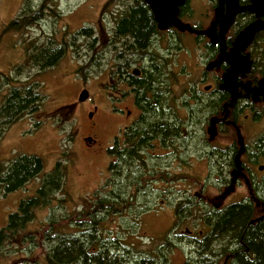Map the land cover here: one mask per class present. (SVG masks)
<instances>
[{
    "label": "rangeland",
    "instance_id": "rangeland-1",
    "mask_svg": "<svg viewBox=\"0 0 264 264\" xmlns=\"http://www.w3.org/2000/svg\"><path fill=\"white\" fill-rule=\"evenodd\" d=\"M24 1L0 0V72L14 74L18 65H25L29 55L27 54L28 50L31 51L33 43L41 46L49 40H55V44H64L67 41L70 45L68 44V52L56 66L43 72H39L36 67L26 68L18 78L22 81L29 78L30 81L35 80L39 83L44 100L40 113L25 115L10 125L0 136V164L6 165L21 155H38L44 161V170L36 179L24 187L6 194L0 192V229L7 224L10 214L18 211L22 200L37 194L42 178L55 169L58 161L68 162L65 189L56 194V197L53 198L54 201L47 202L42 207L35 209L34 217L36 218L30 222L32 228L44 226L50 217L73 216L83 210L84 207L89 206L87 202H90L97 191L106 193L105 186L110 176L111 155L109 149L112 147L113 141L111 137L116 133V126L124 123L123 118L114 117L109 113L112 112L110 110L111 104L116 102L114 93L118 94L120 91L115 89L114 80L116 77L113 76L115 71L119 70L116 63L118 61H114L115 52L119 49H115L113 44L120 46L123 40L110 42L108 39L110 32L115 33L114 26L117 25L116 8L122 6V8L128 9L134 0H47L43 20L20 34L5 32L6 25L22 13ZM40 1L33 0L32 6L38 8ZM107 2H110V5L104 12ZM208 3L209 0H199L195 3L194 21L204 29L212 31L210 29L211 21L215 19L216 15L211 5L208 11ZM121 12L119 16H121ZM100 22L101 28H106L105 32H102L101 28L98 27ZM85 26L95 28L97 40H90L86 37L75 40L72 38V34ZM232 33H234V29ZM182 35L189 44L193 43L194 34L185 33ZM190 49L195 54L193 59L179 56L182 58L177 60L175 54L173 64L177 63L175 69L180 70L181 64L187 61L188 65L182 69V72H185L193 69L195 63L199 62V65H196L194 75L189 76V78L197 79L206 66V63H202L206 56L202 50L195 52L192 45ZM139 57L138 64L141 62L144 64L143 56L139 55ZM174 59L168 61L167 71L169 70V72L173 69L169 63ZM0 80H2V76H0ZM188 82L190 83L191 80ZM8 87L10 86L8 85ZM118 87L123 89L122 93H126L120 84ZM84 89L88 90L89 95L86 100L82 101L80 95ZM7 92L8 88L0 91V105ZM126 103L130 104V99ZM95 105L98 107V111L93 110ZM91 113L99 124L98 128H92ZM37 120L42 122L39 127L35 124ZM247 131H245V137L249 142L250 138L251 140L255 138L256 131ZM88 135L98 139L94 150L88 147V143L84 139ZM233 138H235V131L232 129L227 133L217 134L213 138L212 146L222 147L225 142ZM203 143L199 142V147ZM195 145L196 143L192 144L191 151L188 150L182 154L184 160L172 158L170 155H166L164 158L159 157L157 160L156 155L153 154H162V149H156L147 154L146 159L149 165L158 163L178 174L180 178L186 177L165 183V193H161V198L164 199L162 197L164 194L166 205L159 204L156 200L158 185L154 190L149 191L150 198L147 197L149 200L146 196L134 197L135 208L128 214L116 217V223L109 225L113 234L121 236L133 246V249L137 248L138 251L162 244L164 243L163 240L168 238L175 246L168 251L167 264H193L198 258L195 247L188 243L187 239L185 242L181 240H184L185 237L176 238V234L181 235L186 232V229L193 232L195 227L192 234L197 235H201L199 232L206 229L205 224L200 221V217H197L200 214V208L196 205L197 193H201L210 207L219 203L220 206H225L232 197H235L219 199V196L224 194L225 188L207 189L202 193L201 189L195 186V180H207L206 166L198 160L201 155L195 152ZM186 148L187 146L184 145L182 151L185 152ZM235 192L239 194L237 197L248 193L246 189L241 187L236 188ZM62 199H66V201L61 203L59 200ZM171 203H178L179 206L186 205V203L193 205L194 216L176 224L177 219ZM159 205H161L160 209ZM167 214L169 216L165 219ZM176 225L178 228L172 231ZM153 239L155 240L153 241ZM153 249L158 250L156 247ZM162 249L160 251L164 254L166 248ZM134 253L136 254V252ZM224 254H217L210 262L223 264L221 256ZM134 257L139 260L142 256L136 254ZM0 264L18 263H7L0 259Z\"/></svg>",
    "mask_w": 264,
    "mask_h": 264
},
{
    "label": "trees",
    "instance_id": "trees-1",
    "mask_svg": "<svg viewBox=\"0 0 264 264\" xmlns=\"http://www.w3.org/2000/svg\"><path fill=\"white\" fill-rule=\"evenodd\" d=\"M32 1H24L22 13L6 25L5 32L20 34L39 22L47 7V0H41L38 8L32 6ZM109 3H106L104 12L108 9ZM253 17L249 12L238 17L234 33H231L227 40L229 42L234 40L236 34L250 23ZM114 28L120 34H128L136 39L123 40L122 44L126 48H132L133 53L149 56L148 65L144 67L142 77L131 76L138 87L137 98L143 106L144 114L132 130V136L126 138L129 145L124 148L116 171L113 163L109 164L110 176L105 186L106 193L97 191L90 202H87L89 206L73 216L50 217L44 226L32 228L30 222L36 218L34 217L35 209L54 201L56 194L65 189L68 162L58 161L55 169L42 178L37 194L22 200L18 211L11 213L7 224L0 229V259L3 262L18 264L168 263V251L175 246L168 238L163 240L162 244L138 251L137 248L133 249V246L121 236L113 234L109 228V225L116 223V217L128 214L135 208L134 197L150 198L149 191L154 190L159 181L168 183L186 177L180 178L178 174L169 169L162 170L153 167L147 163L146 159L145 150L154 151L159 139L172 143L173 136H182L178 123L170 122L167 118L171 115V110L168 108L169 113L163 111L167 108L165 99H168L164 92H171L173 83L169 77L172 73L167 71L169 60H165L164 64L160 63L158 55L155 54L157 51H153V57H151L152 54L150 55L151 43L154 42L151 39L160 32L154 15L145 6L143 0H135L128 9L122 8L120 19ZM92 30L91 27H82L72 34V38L75 40L82 36L91 37ZM105 30V27L101 28L102 32ZM109 41L112 42V40ZM66 42L58 45L55 44V40H49L41 46L33 43L31 51L26 52L29 55L25 65H18L14 74L0 72L2 74L0 75L2 76L0 91L8 88L0 105V136L10 125L25 115L40 113L44 100L40 84L35 80L30 81L29 78L25 81L18 80V78L26 68L36 67L39 72H43L56 66L65 54L66 47L63 45ZM252 55L254 59L252 68L256 67V59L264 67V31L256 36ZM121 63L123 67L127 65L125 60ZM69 108L72 109L71 106ZM40 121L35 122L37 127L41 125ZM182 141H184L183 138ZM261 142L264 143V135ZM186 145L188 146V142ZM109 152L112 155V149H109ZM183 153L186 152L183 150L181 154ZM165 156L160 154L159 157L164 158ZM180 160H184L182 155ZM43 170L44 161L38 155H21L6 165L0 164V192L6 194L24 187L36 179ZM143 191L144 194H142ZM59 201L63 203L66 199ZM180 208H184L185 211L181 213ZM240 208L234 205L224 210L225 212L217 214L210 234L197 238L194 247L198 263L208 264L214 256L221 253L216 252L217 250H226L233 245L237 248L234 252H222L225 253L221 256L223 262L233 260L236 264H264V220L256 225H250L248 212ZM194 211L188 203L183 206L178 204L176 223L180 216L190 219L194 216ZM197 217H200V221L203 222L201 212ZM162 248H166L164 254L160 251ZM246 248L249 254H244L246 260L243 261ZM134 252L142 257L136 260Z\"/></svg>",
    "mask_w": 264,
    "mask_h": 264
},
{
    "label": "flooded vegetation",
    "instance_id": "flooded-vegetation-1",
    "mask_svg": "<svg viewBox=\"0 0 264 264\" xmlns=\"http://www.w3.org/2000/svg\"><path fill=\"white\" fill-rule=\"evenodd\" d=\"M198 1L199 0H177L175 17L184 23L190 24L193 28L206 30V28L204 29L194 21L195 3ZM143 2L152 12L150 4L146 0H143ZM219 2L220 0H209L208 11L211 5L215 13ZM250 3L251 0H239V4L241 6L248 5ZM120 11H122V6H118L116 8L115 15L117 22L120 19ZM226 11L227 3L224 1V12ZM246 13L247 12L237 14L233 25L226 34L225 44L227 46V50L233 46L234 40L229 42L227 39L234 29L238 17ZM252 16L254 15L252 14ZM43 19L44 17H42L39 21ZM254 19L255 16L251 21ZM213 21H211L212 26L210 28L212 31L216 27ZM101 25L102 24L100 22L98 27L101 28ZM85 27H91L93 29L91 31V37L86 36V38H90V40H97V36H95V28L92 26ZM159 30L160 32L151 39L154 40V42L151 43L150 55L153 51H157L155 54L158 55L160 63L164 64L165 60L174 59L175 54L177 56V60L182 58L179 56H185L187 57L186 59H193L195 54H193V51L190 49L192 45L195 48V52L200 50L203 51L206 59H203L204 61L202 63H206V66L203 69L201 76L197 79H193L189 78V76L194 75L196 65H199V62L195 63L193 69L185 72H182V69L188 65L187 61H184L181 64L180 70L175 69V67H177V63L173 64L175 59L172 61V64L170 63L169 66L173 67L171 70L173 77L171 74L169 77L173 82L172 86L174 85V88L171 87L172 92H164V95H167L168 99H165L167 108L163 109V111L169 113L170 111L168 108L171 110V115L169 114L170 116H167V118L170 122L178 123V128L179 131L182 132V136H173L172 143L159 139L155 150L162 149L163 153L161 155H170L172 158H178L180 160L182 148L184 145L187 146V141L188 146L185 149V152L192 149V144L196 143L195 152L201 155L198 160L206 166L207 180L202 181L197 179L195 180V186L199 187L202 193H204L207 189L225 188L224 194L220 195L219 199H225L226 197L231 198V196H235L231 199L229 198L230 200L225 206H220L219 203L210 207L207 204V200H205L201 193L196 194V197L198 198L196 205L199 206L200 212L203 215V223L205 224L206 229L205 231L203 230L199 232L201 235L192 234L195 231V227L193 228V232L192 230L186 229V232H183L181 235L176 234V238L185 237L184 240H181L183 242L188 240V243H191L194 246L197 242V238L210 234L211 228L214 225V218H216L217 214L225 212L224 210L231 206H240V209L247 211L249 218L248 223L250 225H256L261 220H264V143L261 142V138L264 135V67H262L259 60L256 59L255 69L251 67L245 76L241 75L238 77L239 95L232 106L226 107L232 99V94L229 91L223 90L221 85L224 82L223 75L229 67V64L224 61L219 67L207 69V65L212 61H216L219 57L221 49L220 42L213 44L206 34L189 33L188 31L181 32L174 25L168 27L167 29ZM110 33V38L108 40H136L128 34H120L117 32L116 28L115 33ZM185 33L194 34L195 37L194 40H192L193 43L189 44L186 41L185 37H183L184 35H182ZM66 44V46L63 45L66 47L65 54L69 50L67 47L69 43L66 42ZM127 46H129V44ZM113 47H115V49H119L114 55V61H118L116 63L119 70L115 71V75L113 76L116 77L114 80L116 86L115 89L120 91L118 94L114 93V100L116 99V102L111 104L110 110L112 112L109 113L114 117L124 119V123L116 126V133L111 137V140L113 141L112 147L110 148L112 149L110 162L113 163L114 170L116 171L121 161V154L124 153V148L129 145L126 138L127 136L128 138L132 136V130L136 124L139 123L144 114L143 106L137 98L136 91L138 87L134 84L131 76H136L138 78L142 77L144 73L143 69L148 65L149 56L144 55L142 57L144 64L141 62L139 65L137 61L140 59L139 54L135 52L133 53L134 50L132 51V48H126L122 43L120 46H118V44H113ZM247 52L253 60V66V43L245 52H243V54L245 55ZM153 56L154 55L152 54L151 57ZM122 60L127 61V65L124 67L121 63ZM189 80H191L190 83L188 82ZM119 84L122 88H124V90H126V93H122L123 89L118 87ZM129 99L130 104L126 103ZM93 110L98 111V107L95 105ZM227 112H229V115L228 117H225ZM91 119H93L92 128H98L99 124L95 120L94 116H92ZM212 121H214V123H212ZM237 127L240 129L242 134L243 151H241L242 146L240 145L237 135ZM231 129L235 131V138L225 142L222 147L212 146L213 138H215L217 134L227 133ZM247 130H249V132L256 131L254 135L255 138L252 140L250 138L251 141L249 140V142L245 137V131ZM181 137L184 141H182ZM84 139H86L88 147H91L94 150V146L96 145L98 139L94 138L92 135H88ZM199 142L204 143L199 147ZM151 152L152 151L150 149L145 150L146 154H150ZM155 155L158 160L160 153H155ZM151 165L162 170L167 169V167L160 166L158 163L156 165L152 163ZM158 185L159 187L157 189L158 193L156 195V200L162 205H166L165 195L163 194L162 196L164 199L161 198V193H165V183L163 181H159ZM240 187L247 190V195L237 197L239 194L235 192V189ZM206 199L208 198L206 197ZM171 204L173 205V210L177 219L176 206L178 203ZM184 211V208H180L181 213ZM168 216L169 215L167 214L165 219H167ZM184 219V216H180L179 221L176 224H179ZM176 228H178L177 225L172 228V231ZM183 242L180 243L183 244ZM235 249L237 248L231 245L226 250H217L216 252L232 253ZM247 253L249 254L248 248H246V251L243 253V261L246 260V256L244 254ZM162 263L164 264V262ZM213 263L216 264L215 262ZM193 264L200 263L195 261ZM208 264L212 263L209 262ZM223 264L236 263L232 260L227 262L225 261Z\"/></svg>",
    "mask_w": 264,
    "mask_h": 264
},
{
    "label": "water",
    "instance_id": "water-1",
    "mask_svg": "<svg viewBox=\"0 0 264 264\" xmlns=\"http://www.w3.org/2000/svg\"><path fill=\"white\" fill-rule=\"evenodd\" d=\"M154 13L159 29H167L174 25L179 31H188L189 33L206 34L213 44L220 42L221 49L216 61L207 65V69L219 67L222 62H227L229 67L223 75L224 82L221 85L223 90L232 94V99L227 106H232L238 97V77L245 76L251 69L253 60L247 52H243L253 43L256 34L264 31V0H251L248 5L241 6L239 0H220L215 10V29L213 31L200 30L193 28L190 24L179 20L176 15L177 0H146ZM224 1L227 3V11L224 12ZM249 12L255 16V19L242 28L234 38L233 46L227 50L225 37L239 13ZM218 27V28H217ZM136 71V70H135ZM89 92L84 89L80 95V100L88 98ZM229 112L225 115L228 117ZM93 113L90 114V118ZM214 123V121H212ZM237 135L240 141L241 151H243V139L240 129L237 127Z\"/></svg>",
    "mask_w": 264,
    "mask_h": 264
},
{
    "label": "bare ground",
    "instance_id": "bare-ground-1",
    "mask_svg": "<svg viewBox=\"0 0 264 264\" xmlns=\"http://www.w3.org/2000/svg\"><path fill=\"white\" fill-rule=\"evenodd\" d=\"M46 50V49H45ZM166 94V93H165ZM146 95V94H145ZM100 209V208H99Z\"/></svg>",
    "mask_w": 264,
    "mask_h": 264
}]
</instances>
